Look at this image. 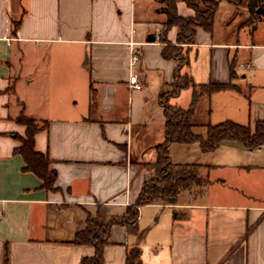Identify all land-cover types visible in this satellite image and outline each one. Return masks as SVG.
<instances>
[{
	"label": "crops",
	"instance_id": "obj_1",
	"mask_svg": "<svg viewBox=\"0 0 264 264\" xmlns=\"http://www.w3.org/2000/svg\"><path fill=\"white\" fill-rule=\"evenodd\" d=\"M161 6L156 0H0V264L5 249L8 264H80L93 247L68 241L88 217L106 224L134 205L142 163L155 160L163 140L159 94L177 68L161 55ZM237 8L219 3L212 30L197 28L194 42L183 45L187 63L180 72L193 83H225L232 64L237 89L204 97V120L253 130L264 118V14L249 19L246 11L243 22ZM177 11L192 14L183 0ZM176 33L175 26L167 31L169 43L176 44ZM129 41L139 52L132 68ZM131 70L140 90L128 86ZM190 101L191 88H184L169 103L187 108ZM20 113L48 122L34 141L56 172V190L42 188L13 152L19 145L13 134L25 133L15 121ZM169 156L172 163L200 165L208 183L182 191L174 204L140 206L134 233L113 224L103 264H125L132 247L144 264H264V148L225 142L202 152L197 143H172Z\"/></svg>",
	"mask_w": 264,
	"mask_h": 264
},
{
	"label": "trees",
	"instance_id": "obj_2",
	"mask_svg": "<svg viewBox=\"0 0 264 264\" xmlns=\"http://www.w3.org/2000/svg\"><path fill=\"white\" fill-rule=\"evenodd\" d=\"M162 6L160 11L165 15L164 30L161 32L160 41L165 44L161 55L165 59H173L177 62L173 81V93L176 96L184 88H191V101L187 108H179L163 99L159 94V104L163 109L164 134L163 140L156 145V158L152 162H144L145 178L140 193L133 206L127 207L124 215L112 218L108 223L102 224L98 216L88 217L84 230L76 233L75 237L68 241L73 245H90L94 249L92 256L82 257L80 264H103V251L108 244L110 228L113 224H121L127 227L130 233L137 230L138 208L145 204H174L182 191H190L194 188H202L208 183L199 173L198 164L172 163L169 156V145L172 143L191 144L197 143L202 152L214 151L220 144L235 142L249 149H255L264 142V118L255 122L254 129L250 125L238 124L231 120H225L217 124H211L204 120L209 109H202L200 102L204 97L225 89H237L232 83L236 73L230 65V80L225 83L209 81L207 83H193L186 74H181L180 69L187 63V57L181 56V48L184 44H192L197 28L211 31L213 20L220 2H227L235 7L244 8L253 19L259 14L258 8H264V0H183L192 11L191 15L181 16L177 11V0H156ZM20 20L12 22V33H15ZM177 28L176 44L167 41L166 33L171 27ZM183 60V62L180 61ZM93 97V96H92ZM15 121L25 126L23 136L13 134L19 141L13 152L21 155L23 159V171L33 173L41 180V187L53 191L56 172L50 169V159L46 153L35 149V134L48 127V122L36 120L20 113ZM205 128V134H199L195 129ZM4 264H8V250L5 249ZM125 264H144L140 258V250L137 247L130 248L125 257Z\"/></svg>",
	"mask_w": 264,
	"mask_h": 264
},
{
	"label": "built area",
	"instance_id": "obj_3",
	"mask_svg": "<svg viewBox=\"0 0 264 264\" xmlns=\"http://www.w3.org/2000/svg\"><path fill=\"white\" fill-rule=\"evenodd\" d=\"M135 44L136 43L134 41L128 42L129 51H130V59H129L130 68H132L139 60V52L137 48L135 47ZM128 86L130 89H133V90H140L142 88V84L139 81L137 74L133 72L132 70L130 71L129 76H128ZM260 147L264 148V142L258 145L256 148H260Z\"/></svg>",
	"mask_w": 264,
	"mask_h": 264
},
{
	"label": "rangeland",
	"instance_id": "obj_4",
	"mask_svg": "<svg viewBox=\"0 0 264 264\" xmlns=\"http://www.w3.org/2000/svg\"><path fill=\"white\" fill-rule=\"evenodd\" d=\"M238 9V8H237ZM241 11L243 12V14L245 13V17H244V15H242V17H241V19H240V21H243L244 22V19L246 18V9H244V8H241ZM218 17H219V19L220 20H223L224 18H226V13H225V11H223V10H220L219 11V14H218ZM225 20V19H224ZM181 48V56H183V57H186V52H185V47L184 46H182V47H180ZM84 59H85V57L83 58V62H84ZM180 61L181 62H183V60L182 59H180ZM173 86L172 85H164L162 88H161V94H162V98L163 99H168V100H170V98L172 97L171 96V94L173 93ZM186 105H183V107H185ZM197 132L198 133H204L205 132V129H204V127L203 128H198L197 129Z\"/></svg>",
	"mask_w": 264,
	"mask_h": 264
},
{
	"label": "water",
	"instance_id": "obj_5",
	"mask_svg": "<svg viewBox=\"0 0 264 264\" xmlns=\"http://www.w3.org/2000/svg\"><path fill=\"white\" fill-rule=\"evenodd\" d=\"M256 13H257V14H264V8H258V9L256 10ZM150 40H151V41H154V37H153V36L150 37Z\"/></svg>",
	"mask_w": 264,
	"mask_h": 264
}]
</instances>
